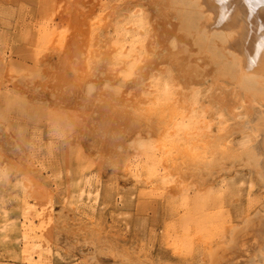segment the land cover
Listing matches in <instances>:
<instances>
[{"label": "rangeland", "instance_id": "374dc122", "mask_svg": "<svg viewBox=\"0 0 264 264\" xmlns=\"http://www.w3.org/2000/svg\"><path fill=\"white\" fill-rule=\"evenodd\" d=\"M172 1L0 0V264H207V246L227 239V227L264 212V180L246 149L253 139L240 124L264 103V89L255 78L235 73L234 53L223 48L222 34L200 26L205 18L192 0ZM131 34L139 40L128 65L134 69L121 68L114 49ZM81 37L109 58L91 50L87 39L86 51H79ZM63 39L70 41L69 57ZM72 59L88 65L75 68ZM164 82L180 91L177 101L214 121L207 127L209 148L219 144L208 148L206 161L185 156L184 147L165 148L161 138L169 139L171 128L163 131L165 119L157 125L158 118L145 112L155 102L154 88ZM224 108L236 109L227 110L236 116ZM225 123L235 126L223 130Z\"/></svg>", "mask_w": 264, "mask_h": 264}, {"label": "bare ground", "instance_id": "6f19581e", "mask_svg": "<svg viewBox=\"0 0 264 264\" xmlns=\"http://www.w3.org/2000/svg\"><path fill=\"white\" fill-rule=\"evenodd\" d=\"M162 1V0H161ZM163 1H165V0H163ZM169 1V0H168ZM174 1V0H173ZM172 1V2H173ZM179 1H181L182 2V0H179ZM187 1V0H186ZM185 1V2H186ZM189 1V0H188ZM193 1V3H194V7L196 8V13H198V15L200 14H202L203 16H204V18H205V21L202 23L201 22V25L200 26H202V27H204L205 29H206V31L209 33V32H211V31H216L217 33H220V35L222 34V37H223V41L225 42V44L223 45V48H228L227 49V51L228 50H231L232 52H229L230 54L231 53H234L233 54V57H235V60H234V58H233V60L234 61H236V63H233V64H237L236 66L238 67V71L237 72H235V70H234V72L235 73H238L239 72V74L241 75H245V76H251V77H253V78H255V79H253V80H255V81H257L260 85H262V87H264V0H192ZM69 2V1H68ZM71 2V1H70ZM152 2V1H151ZM171 2V1H170ZM169 2V3H170ZM72 3V2H71ZM83 3V2H82ZM176 3V2H175ZM191 3V2H190ZM69 4V3H68ZM178 4V3H177ZM74 5V4H73ZM100 5V4H99ZM162 5V4H161ZM164 6H165V4H163ZM170 5H171V3H170ZM181 5V4H180ZM167 6V5H166ZM182 6H184V4L182 5ZM187 6V5H186ZM190 6V5H189ZM93 7V6H92ZM91 7V8H92ZM169 7V6H168ZM65 8H67V7H65ZM73 8V7H72ZM181 9V8H180ZM187 9V8H186ZM189 9V8H188ZM62 10V9H61ZM91 10V9H90ZM184 10V9H183ZM89 11V10H88ZM134 11V10H133ZM185 11V10H184ZM187 11V10H186ZM78 12V11H77ZM77 12H76V14H77ZM180 12V11H179ZM74 14V12H71V14ZM82 13V12H81ZM132 13V12H131ZM195 13V12H194ZM70 14V13H69ZM73 14H72V16H73ZM129 14H130V12H129ZM142 14V13H141ZM58 15V14H57ZM137 15H138V13H137ZM181 15H183V14H181ZM197 15V16H198ZM75 16V15H74ZM84 16V15H83ZM89 16V14L87 15V17ZM127 16H128V13H127ZM134 16H136V15H134ZM140 16V15H139ZM65 17V16H64ZM69 17V16H68ZM194 17H195V14H194ZM79 18V17H78ZM131 18V17H130ZM134 18V17H133ZM135 18H138V17H135ZM139 18H141V17H139ZM185 18V17H184ZM188 18V17H187ZM191 18V17H190ZM201 18H203V17H201ZM63 19V18H62ZM90 19V18H89ZM132 19V18H131ZM180 19V18H179ZM143 20V19H142ZM183 20V19H182ZM181 20V21H182ZM191 20H193V19H191ZM198 20V19H197ZM63 21H64V19H63ZM75 21H77V20H75ZM79 21V20H78ZM126 21V20H125ZM134 21V20H133ZM137 22H138V19L136 20ZM140 21H141V19H140ZM71 22V21H70ZM81 22V21H80ZM83 22V21H82ZM81 22V23H82ZM87 22V21H86ZM185 22V21H184ZM192 22V21H191ZM76 23V22H75ZM127 23V22H126ZM130 23H131V21H130ZM141 23L142 22H140V25H141ZM188 23V22H187ZM186 23V24H187ZM86 24H88V22L86 23ZM123 24H125V23H123ZM129 24V22L127 23V25ZM136 24V23H135ZM144 24V23H143ZM142 24V25H143ZM191 24V23H190ZM77 25V24H76ZM138 25V24H137ZM79 26V25H78ZM185 26H187V25H185ZM198 26V25H197ZM76 26H74V28H75ZM121 27V26H120ZM144 27V26H143ZM69 28H71L70 26H69ZM77 28V27H76ZM135 28H137V26H135ZM138 28L140 29V27L138 26ZM142 28V27H141ZM201 28V27H200ZM72 29V28H71ZM86 29V28H85ZM84 29V30H85ZM126 29V28H125ZM78 30H80V29H78ZM78 30H75L74 31V33L76 32V31H78ZM120 30H121V28H120ZM120 30H119V32H120ZM69 31V30H68ZM81 31V30H80ZM89 31V30H88ZM126 31V30H125ZM138 31V30H137ZM177 31V30H176ZM63 32V31H62ZM72 32V31H71ZM86 32V31H85ZM93 32V31H92ZM118 32V33H119ZM133 32V31H132ZM135 32V31H134ZM188 32V31H187ZM186 32V33H187ZM198 32H200V31H198ZM77 34H78V32H76ZM80 33V32H79ZM81 33H83V32H81ZM80 33V34H81ZM94 33V32H93ZM137 33V32H136ZM203 32H201V34H202ZM206 33V32H205ZM213 33V32H212ZM216 33V34H217ZM65 34H66V32H65ZM64 34V35H65ZM68 34H72V33H68ZM120 34V33H119ZM122 34H123V32H122ZM122 34H121V36H122ZM86 35V34H85ZM90 35H93V34H90ZM118 35V34H117ZM117 35L115 36V37H117ZM127 35V34H126ZM130 35V34H129ZM138 35H139V33L137 34V37H138ZM142 35V34H141ZM212 35V34H211ZM75 36V35H74ZM86 36H88V35H86ZM94 36V35H93ZM120 36V35H119ZM118 36V37H119ZM132 36H134V37H132ZM140 36V35H139ZM196 36V35H195ZM123 37V36H122ZM121 37V38H122ZM129 37V36H128ZM131 38L129 39V40H125V43L126 44H122V47L120 48V49H118V52L116 51V49H114L115 50V52H116V61H117V65H120V67H121V64H122V66L123 67H121V68H125L126 66L128 67V65L130 64L129 63V61H131L132 59H133V55L134 54H132V48L134 47V45H135V42L136 41H139V40H137V37H136V35L134 34V35H132L131 34V36H130ZM136 37V38H135ZM206 37H208V36H206ZM219 37V36H218ZM64 38V37H63ZM77 38H78V35H77ZM88 38V37H87ZM86 38V39H87ZM90 38V37H89ZM93 38V37H92ZM98 37H96V39H97ZM220 38V37H219ZM69 39H71L70 41H71V43H72V36L70 35V38ZM86 39L83 37H81V38H79V39H76V40H80V41H82V42H80V44H78L77 45V47L79 48V51H80V48L81 47H83V43L86 41ZM91 39V38H90ZM125 39V38H124ZM138 39H140V37H138ZM214 39V38H213ZM217 39V38H216ZM64 40V39H63ZM85 40V41H84ZM65 41V40H64ZM70 41L69 40H67V41H65L66 42V44L64 45V48H65V46L68 44L69 46H70ZM94 41H97V40H94ZM99 41V40H98ZM97 41V42H98ZM118 41V40H117ZM117 41L115 42H113V43H117ZM88 42V43H87ZM90 42H92V41H90ZM96 42V43H97ZM124 42V41H123ZM183 42V41H182ZM181 42V43H182ZM79 43V42H78ZM86 43H87V46H88V44H89V39H87V41H86ZM86 43H85V45H84V47H83V49H82V51L85 49V46H86ZM101 43V42H100ZM137 43V42H136ZM184 43V42H183ZM201 43H203V42H201ZM61 44L63 45V43L61 42ZM73 44V43H72ZM75 44H77V43H75ZM111 44V43H110ZM110 44H108V45H110ZM92 45H93V43H92ZM92 45L90 44L88 47H92ZM97 45V44H96ZM112 45V44H111ZM110 45V46H111ZM175 44L173 43V46H174ZM179 45H180V43H179ZM186 45V44H185ZM222 45V44H221ZM221 45H218V47H222ZM68 46V47H69ZM116 46V45H115ZM115 46H113V47H115ZM181 46V45H180ZM201 46V45H200ZM72 47H73V45H72ZM71 47V48H72ZM76 47V46H75ZM76 47V48H77ZM87 47V48H88ZM90 47V49L92 50L94 47H92L91 48ZM103 47V46H102ZM108 47V46H107ZM119 47H120V45H119ZM202 47V46H201ZM70 48V47H69ZM69 48H68V50H69ZM135 48V47H134ZM174 48V47H173ZM172 48V49H173ZM215 48H217V47H215ZM66 49V50H65ZM64 49V51L66 52V53H68L69 54V52L70 51H68L67 50V46H66V48ZM74 50H76L75 48H73ZM72 49V50H73ZM110 49V47H108V49L106 48V50H109ZM113 49L112 50H110V52L111 51H113ZM222 49V48H221ZM71 50V49H70ZM78 50V49H77ZM91 50H89V52L91 51ZM95 50H96V48H95ZM95 50L93 49V51L95 52ZM97 50L99 51V49L97 48ZM96 50V51H97ZM179 50H180V48H179ZM181 50H182V48H181ZM210 50V49H209ZM78 51V52H79ZM84 51H86V50H84ZM83 51V52H84ZM177 51H178V49H177ZM77 51H75L74 53L77 55V53H78ZM89 52H85V54H87V53H89ZM94 52H90V53H92V54H94ZM114 52V53H115ZM203 52V51H202ZM221 52V51H220ZM96 53V52H95ZM99 53H101V55L103 56L104 54L102 53V52H100L99 51ZM99 53H97V54H99ZM172 53V52H171ZM179 53V52H178ZM211 53V52H210ZM228 53V52H227ZM72 53L70 52V54L68 55V57L71 55ZM74 54V55H75ZM92 54H90V56L92 57ZM110 54V53H109ZM178 55V54H176V52H174L173 53V55ZM179 54H181V53H179ZM105 55H107V54H105ZM104 55V56H105ZM172 55V56H173ZM182 55V54H181ZM232 55V54H231ZM64 56V55H63ZM66 56V55H65ZM88 56H89V54L87 55V58H88ZM89 56V57H90ZM94 56H95V54H94ZM97 56V55H96ZM95 56V57H96ZM99 56V55H98ZM101 56V57H102ZM104 56H103V58H104ZM175 56V57H176ZM74 57V56H73ZM84 57H85V55H84ZM84 57H83V59H84ZM95 57H92L93 58V60H94V58ZM169 57H171V55L169 56ZM174 57V56H173ZM60 58H61V55H60ZM76 58V57H75ZM91 58V59H92ZM107 58H109L108 57V55H107ZM177 58V57H176ZM63 59V58H62ZM71 59V58H70ZM79 59V58H78ZM86 59V58H85ZM96 59V58H95ZM136 59V58H135ZM174 60H176L175 58H173ZM66 60H68V59H65V57H64V60L62 61V62H64V64L66 65ZM76 60V59H75ZM74 59H72V60H70V61H72V63H74V66H75V68H77V66H80V65H82V67H83V65H85V64H87L88 65V63H87V61L86 60H88V59H86L85 60V64L81 61V59H80V61L78 60L77 62H73V61H75ZM90 60V59H89ZM106 60H110V59H106ZM111 60H112V58H111ZM114 60V59H113ZM113 60H112V64H114L113 63ZM148 60V59H147ZM212 60V59H211ZM60 61V60H59ZM134 61V60H133ZM173 61V60H172ZM177 61V60H176ZM175 61V62H176ZM218 61V60H217ZM106 62V64H107V61H105ZM144 62V61H143ZM83 63V64H82ZM89 63H90V61H89ZM108 63H109V65L111 66V64H110V61H108ZM119 63V64H118ZM116 64H114V66H116ZM73 65V64H72ZM72 65H70V67L72 66ZM232 65V64H231ZM113 66V67H114ZM125 66V67H124ZM135 66V65H134ZM142 65H139V67H141ZM57 67V66H56ZM55 67V68H56ZM61 67V66H60ZM62 67H64L63 65H62ZM86 67V66H85ZM230 67V66H229ZM234 67V66H233ZM0 68H1V61H0ZM54 68V69H55ZM73 68V67H72ZM110 68V67H109ZM116 68H117V66H116ZM129 68V67H128ZM131 68V67H130ZM129 68V69H130ZM143 68V67H142ZM58 69V68H57ZM80 69V68H79ZM111 69V68H110ZM115 69V68H114ZM127 69V68H126ZM131 69H134V68H131ZM140 69V68H139ZM236 69V68H235ZM59 70V69H58ZM90 70V69H89ZM120 70V69H119ZM135 70H136V68H135ZM64 71V70H63ZM84 71V69L82 70V72ZM114 72V70H111V72ZM227 71V70H226ZM231 71H233V70H231ZM230 71V72H231ZM48 72V71H47ZM73 72V71H72ZM85 72V71H84ZM87 72V71H86ZM112 72V73H113ZM142 72V71H141ZM151 72V71H150ZM191 72H193V71H191ZM233 72V73H234ZM52 73H53V71H52ZM75 73H76V71H75ZM118 73V72H117ZM226 73V72H225ZM119 74H121V72L119 73ZM185 74V73H184ZM192 74V73H191ZM58 75V74H57ZM60 75V74H59ZM61 75H62V73H61ZM88 75H90V74H88ZM116 75H118V74H116ZM230 75V74H229ZM235 75V74H234ZM65 76V75H64ZM74 76V75H73ZM86 76V75H85ZM150 76V75H149ZM186 76V75H185ZM56 77V76H55ZM62 77V76H61ZM75 77V76H74ZM82 77V76H81ZM197 77V76H196ZM241 77V76H240ZM174 78V77H173ZM195 78V77H194ZM235 78V77H234ZM242 78H246V77H242ZM249 78V77H248ZM58 79V78H57ZM56 79V80H57ZM79 79V78H78ZM84 79V78H83ZM86 79V78H85ZM175 79V78H174ZM177 79V78H176ZM187 79V78H186ZM192 79V78H191ZM190 79V80H191ZM247 79V78H246ZM245 79V80H246ZM61 80V79H60ZM59 80V81H60ZM74 80V79H73ZM161 80H164V79H162L161 78ZM160 80V81H161ZM166 81L167 80H169V82H172V81H170V79H165ZM173 80V79H172ZM220 80V79H219ZM241 80V79H240ZM244 80V81H245ZM67 81V80H66ZM65 81V82H66ZM82 81H84V80H82ZM159 81V80H158ZM158 81H157V83H158ZM160 81H159V83H160ZM248 81V80H247ZM247 81H245V82H247ZM64 82V83H65ZM161 82H163V81H161ZM178 82V81H177ZM249 82H250V79H249ZM248 82V83H249ZM251 82H252V80H251ZM214 83V82H213ZM239 83H241L240 81L238 82V83H236V84H239ZM253 84H254V82H252ZM61 84H62V82H61ZM69 84V83H68ZM77 84V83H76ZM81 84V83H80ZM153 84H155V83H153ZM152 84V85H153ZM172 84V83H171ZM170 84V85H171ZM181 84V87H182V83H180ZM212 84V83H211ZM251 84V83H250ZM252 84V85H253ZM258 84V85H259ZM67 85V84H66ZM172 85H174V87H175V85H179V84H176V82L174 83V81H173V84ZM240 85V84H239ZM242 85H243V82H242ZM241 85V88L243 87ZM255 85V84H254ZM147 86V85H146ZM145 86V87H146ZM149 86V85H148ZM148 86H147V89H148ZM189 86V85H188ZM238 86V85H237ZM62 87V86H61ZM74 87V86H73ZM144 87V88H145ZM150 87V86H149ZM173 87V86H172ZM177 87V86H176ZM185 87V86H184ZM247 88H248V86H246ZM251 87H253V86H251ZM256 87H258L257 85H256ZM261 86L259 87V90H261V89H264V88H262ZM187 88V87H186ZM186 88H185V90H186ZM233 88V87H232ZM246 88V89H247ZM250 88V87H249ZM63 89V88H62ZM174 89H176V91H178L177 89H180V86H179V88H173L172 90H174ZM190 89V88H189ZM192 89H194V88H192ZM191 89V90H192ZM196 89V88H195ZM198 89V88H197ZM200 89V88H199ZM207 89V88H206ZM244 89H245V87H244ZM254 89H255V87H254ZM182 90V89H181ZM231 90V89H230ZM195 91V90H194ZM200 91V90H199ZM214 91V90H213ZM233 91H236V90H233ZM232 91V92H233ZM247 91H249V90H247ZM257 91V90H256ZM255 91V93L257 94V93H259V92H256ZM145 92H146V90H145ZM148 92H149V90H148ZM153 92H154V96H155V102H153V104H151L152 106L150 107V105H149V107L150 108H147V106H144L146 109H145V112L147 111V114H149L148 115V117L150 116V114L151 115H155L156 116V118H158V120H156V121H158L157 122V125H158V123H160L159 122V119H161L162 120V118H163V120L165 121V122H163L162 121V123H160V124H162L161 126H162V129H164L163 131H165V127H167V128H171V130H168L167 132H169V134H171V137L168 139V138H165L166 140H164V137L166 136V135H163L164 137L163 138H161V140L163 141L162 143L165 145V144H169V148H168V146H167V149L169 150V149H172V151L174 150V149H176V150H184V148H187V149H185L186 151H187V153H188V155H187V153H186V155L185 156H188V157H193V155H196V157H202V158H206L205 159V161L207 160V158H209L210 157V153H211V151L209 152V146L212 144L211 142H212V140H210V138H209V130L207 129V127L211 124V123H213V122H208V119L206 120L205 119V116H204V114H205V112L204 111H202V110H199V111H197V110H195V108L194 107H191V106H189V105H187V104H185L184 102H182V101H180L179 99H180V97H179V99H178V101L176 100L177 98L175 97V95H174V93L175 94H178V93H180V91H178V92H175V90H174V93L170 90V86H169V84H167V83H165L164 82V84H163V86H161V87H158L157 86V88H154V90H153ZM172 92V93H171ZM183 92H185L184 90H183ZM189 92H190V90H189ZM201 92V91H200ZM237 92V91H236ZM251 92H253L252 90L250 91V93ZM182 93V92H181ZM192 93V92H191ZM193 93H195V92H193ZM261 93V92H260ZM259 93V94H260ZM146 94H148V93H146ZM184 94V93H183ZM187 94H190V93H188L187 92ZM196 94H197V92H196ZM195 94V96H198V95H196ZM211 94V93H210ZM220 94V93H219ZM233 94V93H232ZM242 94H245V93H242ZM252 94V93H251ZM141 95H143V94H141ZM153 95H151V96H153ZM191 95V94H190ZM194 95V94H193ZM200 95H201V93H200ZM212 95H213V93H212ZM211 95V96H212ZM245 95H247V94H245ZM253 95V94H252ZM261 95V94H260ZM150 96V95H149ZM153 96V97H154ZM185 96H186V93H185ZM255 97H256V95H254ZM259 96V95H258ZM126 97H128V96H126ZM141 97V96H140ZM187 97V96H186ZM190 97V96H189ZM207 97H208V95H207ZM213 97H214V95H213ZM238 97V96H237ZM243 97V96H242ZM245 97V96H244ZM144 98V97H143ZM147 98V97H146ZM146 98H144V99H146ZM152 98V97H151ZM166 98V101L164 100ZM201 98V97H200ZM224 98V97H223ZM239 98V97H238ZM237 98V100L236 101H238V100H240V98L238 99ZM257 98V97H256ZM140 99V98H139ZM144 99H143V101H144ZM153 98H152V100H154ZM183 99V98H182ZM192 99V98H191ZM210 99H211V97H210ZM219 99V98H218ZM233 99V98H232ZM260 99V98H259ZM147 100V99H146ZM204 100V99H203ZM217 100V98L215 99V101ZM220 100V99H219ZM243 100H244V98H243ZM245 100H246V98H245ZM244 100V101H245ZM249 100V99H248ZM262 100V99H261ZM260 100V101H261ZM132 101V100H131ZM185 101H186V99H185ZM198 101V100H197ZM214 101V102H215ZM223 101V99L221 98V101L220 102H222ZM233 101V100H232ZM231 101V102H232ZM247 101V100H246ZM262 101H264V100H262ZM261 101V102H262ZM139 102H142L141 100L139 101ZM192 102H194V101H192ZM219 102V103H220ZM224 102V101H223ZM222 102V103H223ZM248 102V101H247ZM251 102V101H250ZM258 102V101H257ZM260 102V103H261ZM109 103V102H108ZM132 102H130V104H131ZM144 103H145V101H144ZM187 103V102H186ZM200 103V102H199ZM202 103V102H201ZM201 103L199 104L200 106H201ZM210 103H211V101H210ZM216 103H218V102H216ZM222 103H220V107H221V104ZM252 103V102H251ZM124 104V103H123ZM140 105L142 104V103H139ZM146 104V103H145ZM144 104V105H145ZM204 103H202V105H203ZM240 104V103H239ZM242 104V103H241ZM137 105V104H136ZM235 105V104H234ZM237 105H238V103H237ZM218 106V105H217ZM226 106V105H225ZM243 106V105H242ZM254 106V105H253ZM255 106H257V104L255 105ZM124 107V106H123ZM140 106L138 105V107L137 108H139ZM224 107V106H223ZM241 107V106H240ZM137 108H135L134 107V110L135 109H137ZM142 108V106L139 108L140 110H142L141 109ZM196 108H197V106H196ZM204 108H205V106H204ZM230 108H233V107H230ZM219 109V108H218ZM225 109V108H224ZM234 109V108H233ZM231 110V109H227L228 111H235V110ZM246 109V108H245ZM226 110V109H225ZM226 110V111H227ZM242 110V109H241ZM227 111V112H228ZM250 111L252 112V109H250ZM249 111V112H250ZM254 111V110H253ZM139 112V111H138ZM237 112V111H236ZM239 112V111H238ZM243 113H245L244 111H242ZM141 113V112H140ZM144 113V112H143ZM143 113H141V114H143ZM253 113V112H252ZM251 113V114H252ZM207 114V113H206ZM230 113L228 112V115H229ZM231 114H232V112H231ZM230 114V115H231ZM238 114V113H237ZM240 114V113H239ZM246 114V113H245ZM244 114V115H245ZM248 114H250V113H248ZM145 115H146V113H145ZM212 115V114H211ZM218 115H219V113H218ZM217 115V116H218ZM233 115V114H232ZM234 115H235V112H234ZM233 115V116H234ZM209 116H210V114H209ZM208 116V117H209ZM236 116V115H235ZM234 116V117H235ZM153 117V116H152ZM246 116H244V118H245ZM160 120V121H161ZM218 120H219V117H218ZM240 120V119H239ZM144 121H146V120H144ZM153 121V120H152ZM234 121V120H233ZM218 122V121H217ZM238 122V121H237ZM163 123H164V125H163ZM239 123V122H238ZM217 124V123H216ZM216 124H215V126H216ZM232 125V123H225L224 125H223V130H227L228 131V129L230 130V127H231V125ZM241 125H243L246 129H248V133H246V135H251L252 136V139H253V141H252V143H250L249 144V146L246 148V147H244V148H246V149H249L250 151H252L251 152V154L252 155H254V157L255 158H257V160H258V163H259V169H258V172H257V174H260V175H258V176H261V178H262V180H264V103H262V105H260L259 107H255V113L252 115V116H247L241 123H240ZM217 126H218V124H217ZM232 126H235V125H232ZM237 126H239L238 124H237ZM164 127V128H163ZM157 129V128H156ZM161 129V130H162ZM217 129H219V127L217 128ZM233 129H234V127H232L231 128V130L233 131ZM238 130L240 129V127L239 128H237ZM244 129V128H243ZM208 130V131H207ZM212 130H214V128L212 129ZM242 130V129H241ZM160 131V130H159ZM220 131V130H219ZM227 131H223V132H225L226 134H227ZM243 131V130H242ZM221 132H222V128H221ZM164 133V132H163ZM162 133V134H163ZM225 133H221V134H225ZM230 133V132H229ZM168 134V133H167ZM216 134V133H215ZM157 135H159V134H157ZM156 136V135H155ZM160 136V135H159ZM216 136V135H215ZM219 137V133H218V135H217V138ZM222 137V136H221ZM215 138V137H214ZM225 138V137H224ZM212 139V138H211ZM232 139V138H231ZM161 140H159V141H161ZM182 140V141H181ZM220 140H222V139H220ZM158 141V139L156 140V142ZM186 141H188V143H190V145H199L200 147H201V149L200 150H197V149H192V147H190V146H185L186 144ZM214 141V140H213ZM219 141V140H218ZM228 141V140H227ZM222 142V144H223V141H221ZM158 143H160V142H158ZM161 143V144H162ZM181 143H184V145L183 146H181ZM247 143V142H246ZM156 145H157V143H155ZM154 144V145H155ZM180 144V145H179ZM215 144V143H214ZM219 143L216 141V144L215 145H218ZM159 145V144H158ZM157 145V146H158ZM189 145V144H188ZM215 145H212V146H214L215 147ZM224 145V144H223ZM153 146V145H152ZM229 146V145H228ZM182 147H184V148H182ZM214 147H212V148H214ZM230 147V146H229ZM142 148V147H141ZM148 148V147H147ZM155 148H156V146H155ZM160 148H162V147H159L158 149H160ZM165 148H166V145H165ZM165 148H163L164 150V152L165 151H167ZM209 148V149H208ZM211 148V149H212ZM220 148H222V146L221 147H219V149ZM228 148V147H227ZM150 149H151V147H150ZM210 149V150H211ZM217 148H215V150H216ZM219 149H217V150H219ZM224 149V148H223ZM223 149H220V150H223ZM230 149V148H229ZM228 149V150H229ZM162 150V149H161ZM214 150V149H213ZM224 150H226V149H224ZM175 151V150H174ZM230 151L231 150H229V153H230ZM247 151V150H246ZM214 152H216V151H214ZM223 152V151H222ZM225 153H226V151H224ZM137 153V152H136ZM139 153V152H138ZM167 154H168V156H166L167 158H168V160L169 159H173V154H172V156L170 157V155H171V153L168 151V152H166ZM224 153V154H225ZM247 153V152H246ZM183 154V153H182ZM184 154H185V152H184ZM183 154V155H184ZM236 154V153H235ZM249 154H250V152H249ZM176 155V154H175ZM190 155V156H189ZM222 155V154H221ZM217 156V155H216ZM232 156V155H231ZM176 157H177V155H176ZM181 157H183V156H181ZM213 156H211V158H212ZM219 157V156H218ZM224 157V156H223ZM227 157V156H226ZM233 157V156H232ZM237 157V156H236ZM252 157V156H251ZM253 157V158H254ZM129 158V157H128ZM148 158V157H147ZM166 158V159H167ZM194 158V157H193ZM163 159V158H162ZM177 159V158H176ZM198 159V158H197ZM197 159L195 160V161H197ZM200 159V158H199ZM215 159H216V157H215ZM221 159V158H220ZM240 159V158H239ZM247 159V158H246ZM127 160V159H126ZM173 160H175V159H173ZM172 160V161H173ZM180 160H181V158H180ZM185 160V159H184ZM184 160L182 159L181 161H183L184 162ZM212 160H214V159H211L210 161H212ZM257 160H256V163H257ZM141 161V160H140ZM200 161V160H199ZM202 161H204V160H201V162ZM216 161V160H215ZM214 161V162H215ZM248 161V160H247ZM255 161V160H254ZM253 161V162H254ZM171 162V161H170ZM177 161L175 160L174 161V163H176ZM147 163V162H146ZM166 163H167V161H166ZM166 163H165V165L164 166H166ZM169 163V162H168ZM173 163V164H174ZM198 163V162H197ZM203 163V162H202ZM249 163V162H248ZM220 164V163H219ZM251 164V163H250ZM254 164V163H253ZM149 165H151V164H149ZM171 165V164H170ZM193 165V164H192ZM207 165H208V163H207ZM210 165H212V164H210ZM136 166V165H135ZM168 166H169V164H168ZM174 166V165H173ZM204 166V165H203ZM254 166H255V164H254ZM189 167H191V166H189ZM224 167V166H223ZM222 167V168H223ZM134 168V167H133ZM150 169H151V171L152 170H154L153 168H152V166H150L149 167ZM198 168V167H197ZM204 168V167H203ZM221 168V169H222ZM170 167H169V169H167V170H169L170 171ZM189 169V168H188ZM199 170V169H198ZM137 171V170H136ZM146 171V170H145ZM134 172V171H133ZM138 172V171H137ZM157 172V171H156ZM155 172V173H156ZM139 173V172H138ZM171 173V172H170ZM180 175V174H179ZM149 180H151V179H149ZM202 180H203V178H202ZM178 182V181H177ZM173 186L176 184V181H174L173 183ZM171 184V185H172ZM240 184V183H239ZM225 185V184H224ZM156 188V187H155ZM173 188V187H172ZM195 188V187H194ZM236 191V190H235ZM83 192L84 191H82L81 192V194H83ZM88 193H90V191H88ZM87 193V194H88ZM214 193V192H213ZM80 194V195H81ZM229 195V194H228ZM233 196V195H232ZM191 200V199H190ZM191 202V201H190ZM174 204V203H173ZM194 205H196V204H194ZM262 209H264V208H262ZM92 210V209H91ZM219 210V209H218ZM217 211V210H216ZM215 211V212H216ZM258 211V210H257ZM257 211H256V214L254 213V214H252V216H245L242 220H241V222L240 223H238V224H235V225H233V226H231V227H227L225 230L222 228V230H224L223 232H226V233H228V238L227 239H223V240H221V241H219L218 243H216V245H212V246H207L208 248L206 249V251H205V255H206V259H207V264H252V263H254V262H257V261H262V264H264V212H260V213H257ZM209 212V211H208ZM220 213H221V211H220ZM204 214V213H203ZM218 215V214H217ZM220 215H222V213L220 214ZM243 217V216H242ZM217 218V217H216ZM225 218H226V216H225ZM205 219V218H204ZM206 219H208V217L206 218ZM205 219V220H206ZM209 219H211L210 217H209ZM187 220V219H186ZM203 220V219H202ZM229 220V219H228ZM220 221V220H219ZM214 222V221H213ZM218 222V221H217ZM225 222V221H224ZM229 222V221H228ZM182 223V222H181ZM179 225V224H178ZM196 225V224H195ZM221 225H223L222 223H221ZM202 226V225H201ZM213 227H214V225H213ZM183 228V227H182ZM181 228V229H182ZM184 229V228H183ZM186 229H188V228H186ZM185 229V230H186ZM190 229V228H189ZM194 229V228H193ZM184 230V231H185ZM208 230V229H207ZM221 230V231H222ZM197 231V230H196ZM199 232V231H198ZM202 232V231H201ZM186 233H188V232H186ZM200 233V232H199ZM198 233V234H199ZM204 233V232H203ZM218 234V233H217ZM221 234H222V232H221ZM182 236H184V235H182ZM187 236V235H186ZM208 236H210V235H208ZM212 236V235H211ZM191 237V236H190ZM174 239L173 240H175L176 238L175 237H173ZM183 238V237H182ZM184 239V238H183ZM189 239V238H188ZM211 239V238H210ZM182 240V239H181ZM190 240V239H189ZM191 240H192V237H191ZM194 241V240H193ZM207 241V240H206ZM209 241V240H208ZM211 241V240H210ZM186 242V241H185ZM189 242V241H188ZM212 242V241H211ZM191 243V242H190ZM193 243V242H192ZM184 245H186V244H184ZM204 248V247H203ZM190 250V249H189ZM203 257V256H202ZM166 262V261H165ZM74 264V263H73ZM256 264V263H255Z\"/></svg>", "mask_w": 264, "mask_h": 264}]
</instances>
